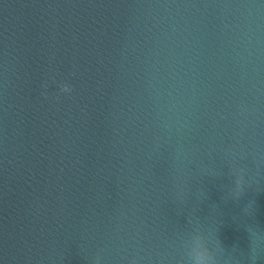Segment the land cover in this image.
Returning a JSON list of instances; mask_svg holds the SVG:
<instances>
[{
    "label": "water",
    "instance_id": "water-1",
    "mask_svg": "<svg viewBox=\"0 0 264 264\" xmlns=\"http://www.w3.org/2000/svg\"><path fill=\"white\" fill-rule=\"evenodd\" d=\"M0 264H264V0H0Z\"/></svg>",
    "mask_w": 264,
    "mask_h": 264
}]
</instances>
